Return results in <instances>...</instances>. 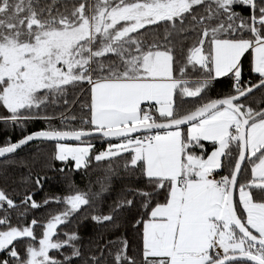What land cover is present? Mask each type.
Returning <instances> with one entry per match:
<instances>
[{
	"label": "snow or ice",
	"instance_id": "obj_1",
	"mask_svg": "<svg viewBox=\"0 0 264 264\" xmlns=\"http://www.w3.org/2000/svg\"><path fill=\"white\" fill-rule=\"evenodd\" d=\"M248 53L255 82L243 78ZM225 77L229 93L208 96ZM85 85L87 115H69V89ZM0 107V123L21 131L46 124L7 137L0 159L51 141L53 171L107 163L98 191L38 202L30 185L51 177L31 167L22 189L0 186V264H264V0H0ZM117 162L144 183L105 204ZM49 204L64 207L24 223ZM133 208L134 254L121 235L85 256L78 232L59 231L89 210L85 219L119 232Z\"/></svg>",
	"mask_w": 264,
	"mask_h": 264
},
{
	"label": "trees",
	"instance_id": "obj_2",
	"mask_svg": "<svg viewBox=\"0 0 264 264\" xmlns=\"http://www.w3.org/2000/svg\"><path fill=\"white\" fill-rule=\"evenodd\" d=\"M62 3H71V0H62ZM241 9H237L240 11ZM247 9L244 10V15H247ZM192 40L195 37L191 38ZM191 42V41H190ZM243 59V69H244V80L251 79L253 82L257 81L258 76L255 73L251 72V58L250 53L246 54ZM232 81L230 78H218L213 86L208 91V96L212 98L222 97L229 93L231 89ZM85 90L81 92L79 88L69 89L68 100L71 104V111L69 115H75L77 117L86 116V112L81 111V104L87 103L89 99V94L87 92V86L85 85ZM261 93L257 92L255 98H260ZM78 102L72 104L71 102L77 100ZM207 98V97H206ZM194 107V103L189 102L184 105L183 110H189ZM49 112L53 111L52 108H49ZM54 111L59 114L60 112L65 111L64 106H57ZM0 114H7L6 110L0 107ZM59 124V121H57ZM76 127H80V124H76ZM46 127L45 122L36 121L27 126L26 131H21L19 127H13L10 124L0 123V143H3L7 137L11 136L12 140L15 141L27 134L28 132L35 131L37 129ZM96 144V149L100 150L105 145L100 140L93 141ZM54 148V142H32L22 149H20L14 156H10L7 160L0 159V186H7L10 190L17 189L20 190L24 187L20 183L21 177L27 175L28 168L31 167L34 173L40 175H47L51 179L44 182L43 189H36L34 184L30 185L33 191L36 192L35 199L38 202L43 201L46 197L54 196H65L69 191L82 190L92 191L99 190V184L97 183L98 178H103L105 176V170L107 168V163L102 162L97 164L95 161L92 166H90L87 171H70L66 169L64 173L59 171H53L47 167L49 163H54L55 168L59 169L62 165L59 162H53L50 160V152ZM206 148L210 152L211 145L206 144ZM195 152H199L198 149H194ZM23 162V163H22ZM24 164H27L28 167H25ZM121 162L113 164V168L116 169L117 174L112 176L111 184L112 190L110 194H107L105 197V204H111L113 200L116 199L117 194L125 187L142 185L144 183V178L140 176L139 173L136 175L130 176L127 175L120 166ZM34 165V167H33ZM71 168V165H69ZM224 171H220L219 175H223ZM64 206L62 204H49L46 207L40 209H33L27 215L24 220V223H29L32 218L37 219L38 221L44 222L47 220L50 214H54L58 210L62 209ZM89 210H85L76 215L70 223L60 226V232H78L81 236V243L84 245L85 256L92 253V249L96 242H101L100 237L102 236L104 240H113L117 236L123 235L130 244V254H134L136 249L139 247L140 237L138 235L139 228L134 229L133 223L138 216V208H133L130 211H127L123 214V219L121 220V228L119 232H111L106 227L97 225L95 222L90 219H85L88 215ZM12 222L18 223L15 213L12 215ZM41 229L36 228L37 235L40 234ZM63 236H60V239H63ZM90 242L92 245L90 246ZM20 250L23 251V244H20ZM74 264H82V261L78 258L74 259Z\"/></svg>",
	"mask_w": 264,
	"mask_h": 264
},
{
	"label": "rangeland",
	"instance_id": "obj_3",
	"mask_svg": "<svg viewBox=\"0 0 264 264\" xmlns=\"http://www.w3.org/2000/svg\"><path fill=\"white\" fill-rule=\"evenodd\" d=\"M250 58H251V60H252V55H251V53H250ZM68 143H76V142H68ZM198 153V152H197Z\"/></svg>",
	"mask_w": 264,
	"mask_h": 264
},
{
	"label": "water",
	"instance_id": "obj_4",
	"mask_svg": "<svg viewBox=\"0 0 264 264\" xmlns=\"http://www.w3.org/2000/svg\"><path fill=\"white\" fill-rule=\"evenodd\" d=\"M32 132V131H31ZM21 138V137H20ZM18 140V139H17ZM16 141V140H15ZM68 142H75V141H68Z\"/></svg>",
	"mask_w": 264,
	"mask_h": 264
},
{
	"label": "built area",
	"instance_id": "obj_5",
	"mask_svg": "<svg viewBox=\"0 0 264 264\" xmlns=\"http://www.w3.org/2000/svg\"><path fill=\"white\" fill-rule=\"evenodd\" d=\"M218 178V177H217Z\"/></svg>",
	"mask_w": 264,
	"mask_h": 264
}]
</instances>
